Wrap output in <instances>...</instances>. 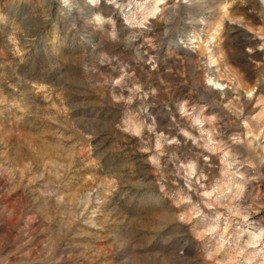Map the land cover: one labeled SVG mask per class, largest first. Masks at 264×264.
Masks as SVG:
<instances>
[{"label":"clouds","instance_id":"9594fccd","mask_svg":"<svg viewBox=\"0 0 264 264\" xmlns=\"http://www.w3.org/2000/svg\"><path fill=\"white\" fill-rule=\"evenodd\" d=\"M0 264H264V0L0 7Z\"/></svg>","mask_w":264,"mask_h":264},{"label":"rangeland","instance_id":"374dc122","mask_svg":"<svg viewBox=\"0 0 264 264\" xmlns=\"http://www.w3.org/2000/svg\"><path fill=\"white\" fill-rule=\"evenodd\" d=\"M11 3H12V0H0V7L7 8ZM16 3L19 4L20 0H16ZM53 41H55V36H53ZM243 71H245L248 76H252L254 74L255 69H254V66H253L251 68H245V69H243ZM261 110L262 109H261L260 105L256 104V105H249L248 109L246 111L255 114V113H259ZM159 119H160L162 124H166L167 123V119H166V117L164 115H161L159 117ZM25 132H27L26 128L18 127L16 129V138L19 139V137L22 134H24ZM85 178L87 179V177H85ZM100 247H102V245H100Z\"/></svg>","mask_w":264,"mask_h":264}]
</instances>
